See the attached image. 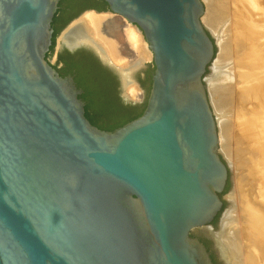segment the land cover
<instances>
[{
  "label": "water",
  "instance_id": "95a60500",
  "mask_svg": "<svg viewBox=\"0 0 264 264\" xmlns=\"http://www.w3.org/2000/svg\"><path fill=\"white\" fill-rule=\"evenodd\" d=\"M100 1L152 56L146 99L134 73L138 104L118 73L121 99L146 106L112 132L90 124L82 90L50 63L65 28L46 58L60 0H0V264H213L200 239L228 264L213 236L235 211L223 196L239 171L218 151L202 2Z\"/></svg>",
  "mask_w": 264,
  "mask_h": 264
},
{
  "label": "bare ground",
  "instance_id": "6f19581e",
  "mask_svg": "<svg viewBox=\"0 0 264 264\" xmlns=\"http://www.w3.org/2000/svg\"><path fill=\"white\" fill-rule=\"evenodd\" d=\"M203 1L207 6L202 22L213 34L220 32L221 35L218 42L219 53L212 61L213 69H220L223 65L227 68L222 75L207 83V93L217 97L215 102L219 111H229L230 106L235 103L245 113V116L232 123L228 122V117L220 119L222 153L235 171H239L235 191L228 197L229 204L239 207L241 211L232 212L225 217L221 233L213 237L215 243L224 251L227 261L234 264H257L258 258L264 262V203L259 202L255 195L256 187L262 185L260 172L264 169V83L260 82L261 87L247 89L240 87L236 80L235 69L245 67L242 64V55L247 45L243 44L246 42V35L238 28L241 25L240 19L246 14L245 0H239L237 8L233 10L230 8L231 0ZM230 20L235 27L232 37ZM119 23L124 42L122 47L128 57L133 59L129 58L128 69H120V74L126 95L139 99L141 95L130 81V69L135 66L139 55L145 52L146 45H143L141 36L133 25L110 14L88 12L66 30L61 42L69 48L81 43L91 44L100 52L104 61L120 63L127 55L121 53L118 46L121 43L117 42L119 39H113L112 36L110 39L102 32V28H105L113 34ZM234 226L236 229L232 230Z\"/></svg>",
  "mask_w": 264,
  "mask_h": 264
},
{
  "label": "trees",
  "instance_id": "16d2710c",
  "mask_svg": "<svg viewBox=\"0 0 264 264\" xmlns=\"http://www.w3.org/2000/svg\"><path fill=\"white\" fill-rule=\"evenodd\" d=\"M85 0H60L58 9L52 19L53 31L49 53L53 52L55 39L68 23L80 14L76 12L62 22L65 15L74 12L73 4ZM107 6L100 0H86ZM70 3V4H69ZM62 66L58 68V65ZM61 77L72 75L78 89L82 90L79 96L84 103L85 118L100 130L112 132L142 115L146 102L139 105L125 103L120 97V86L116 75L100 64L87 50L79 49L73 54L63 50L58 54L57 62L53 66ZM153 71L147 72L150 89V77ZM142 85H144L142 83ZM228 185L224 192H226Z\"/></svg>",
  "mask_w": 264,
  "mask_h": 264
},
{
  "label": "rangeland",
  "instance_id": "374dc122",
  "mask_svg": "<svg viewBox=\"0 0 264 264\" xmlns=\"http://www.w3.org/2000/svg\"><path fill=\"white\" fill-rule=\"evenodd\" d=\"M238 1L239 0L229 1L231 10L237 8V6L239 4ZM201 2H202V5L204 7V13H205L207 3L203 0H201ZM245 5H246V7L245 6L244 7L246 10V14L244 15V18L240 19L241 25L240 26L238 25V28L242 31V33H244L246 35V42L244 41L243 44L246 43L247 45H246V49L244 51V54L242 55L243 56V58H242L243 63L242 64H244L245 67H243V69L236 68L235 69V75H236V80H238L240 87L242 86V87H246L247 89H250V88H255V87H261L260 82L264 83V0H245ZM204 13H203L202 17L204 16ZM81 17L75 19L67 27H65V32H66V30H68L72 26V24H74ZM202 17H201V23L206 28V26L202 22ZM231 22L232 21L230 20V26H231V29H233V32L232 31L230 32V35L232 37L235 33V27L233 24L231 25ZM206 29L210 32V34L213 37V41L216 44L215 57H214V60H215L218 53H219L218 42L221 40V35H220V32L213 34L209 28H206ZM113 34H110V35H108L109 37L108 36L107 37L112 39V37L115 36V34H117V33H115L114 35ZM118 34L119 35H117V38L113 37V39H116V40L119 39V40H117V42L119 41L121 43L119 46L122 47L123 46L122 43H124V42H122L123 41L122 27L118 31ZM110 36H112V37H110ZM141 39H142V36H141ZM81 44H82L81 46H84V47H87L88 49H93L94 51H96L91 44H84V43H81ZM62 47H63V44L61 42V37H59L57 53ZM121 53L122 54L124 53V49H121ZM124 54L127 56L120 63H117L114 61H111L112 62L111 63L109 61L111 63V65L114 67V68L112 67L111 69L114 71V73L117 76H118V73L120 72V69L126 68V67L128 69V66L130 64L129 58H131V56L128 57V54L126 52ZM56 57L57 56H54V62H50L52 65L55 64ZM136 60H135V63H136L135 66L133 68H131L133 70H131L129 68L130 73H131L130 81L138 90L139 94L141 95V98L136 99V98L128 97L126 95V89H125L123 80L121 81V84H122V90H123L124 98L127 99L131 103L138 104L142 100V90L133 82L134 81V73L135 72H141L142 70H145L144 66H146V65H152V56H151V52L147 48V45L145 46V52L142 55H139V58ZM226 69L227 68L223 65L222 67H220V69L214 70L213 64H212V78L219 77L220 75L223 74V72ZM118 78H119V76H118ZM209 82L210 81L206 82V86H208L207 83H209ZM210 97H211V99H210ZM208 99H209V104H210V107H211V110L213 113V117H214L215 122H216V127H217V136L219 139L218 151H219L220 156L226 161V163L228 165H230V163L225 159V156L222 153V149L220 147L221 146L220 145L221 132L219 130H222L221 129L222 126L220 124V122L222 120H220V119H226V117H228L227 118L228 122L232 123L235 120H237L238 118L245 116V113H242V110H241L242 107L238 106L235 103H234L235 105L232 104L233 107H235V108H233L231 105L230 108L228 109L229 111H227V109H225V110L222 109L221 111H219V109H218L219 107H216L217 102H215L217 100V97H213V96L208 94ZM214 102H215V104H214ZM236 106H237V108H236ZM239 109H240V111H239ZM243 135H245V134H243ZM263 147H264V145H263ZM233 171H235V169ZM260 178L262 181V185H259L258 187H256L255 195H256V198L259 202L264 203V169L260 172ZM231 194L232 193L223 196L225 204H229L228 197ZM250 208L252 209V206H250ZM236 211L240 212L241 210L239 209V207H236L235 211H233V212H236ZM235 229H236L235 226L232 227V230H235ZM256 261H257V264H264V262H261L259 260V258L256 259ZM228 264H234V263L229 260Z\"/></svg>",
  "mask_w": 264,
  "mask_h": 264
},
{
  "label": "flooded vegetation",
  "instance_id": "af4514ba",
  "mask_svg": "<svg viewBox=\"0 0 264 264\" xmlns=\"http://www.w3.org/2000/svg\"><path fill=\"white\" fill-rule=\"evenodd\" d=\"M73 2H74V0H73ZM70 4V3H69ZM74 6H76V9L74 10V12H71V13H69V14H67V15H65L64 17H63V19H62V22L65 20V19H67V18H69L71 15H73V14H75L76 12H79L80 11V14L78 15V16H76L75 18H73L69 23H71L72 21H74L77 17H79L81 14H83V13H85L86 11H96V12H102V13H109V10H108V8H107V6L105 7V6H103L102 4H99V3H96V2H94V1H79L78 3H76V4H73ZM110 15H112V14H110ZM114 17H117V16H115V15H113ZM69 23H68V25H69ZM120 27H121V25H120V23L117 25V27L115 28V30H114V34L115 33H117V34H115V36H113V37H117V35H118V31L120 30ZM105 29V28H104ZM105 30H107V29H105ZM108 31V30H107ZM109 33V32H108ZM110 34V33H109ZM119 46V45H118ZM120 47V50H121V46H119ZM124 47V46H123ZM123 47H122V49H123ZM71 48V49H70ZM67 47V46H65V45H63V47L58 51V53H57V57H58V54L60 53V52H62L63 50H66V51H68V53L69 54H73L75 51H77V50H79V49H84V50H87L88 52H90L99 62H100V64L102 65V66H104L105 68H107L108 70H110L114 75H116L115 73H114V71L111 69V68H109V67H107L106 65H104L102 62H101V60L93 53V51L91 50V49H88L87 47H84V46H73V47ZM124 53H125V50H124ZM50 56H51V54L50 55H48L47 56V59H49L50 58ZM57 57H56V61H55V63L57 62ZM55 65V64H54ZM53 65V66H54ZM62 65L61 64H59L58 65V68H60ZM147 72H148V70L146 69V70H142L141 71V75H136L135 76V80H136V82L140 85V87L142 88V89H144V91H145V99H146V96H147V89H148V87H149V81H148V76H147ZM67 76H72V75H65L64 77H67ZM117 76V75H116ZM117 78H118V76H117ZM118 81H119V78H118ZM142 83L144 84V85H142ZM119 86H120V84H119ZM145 99H144V101H143V103L145 102ZM142 103V104H143ZM228 181H229V179H228ZM228 181H227V183H226V185H228ZM226 188V187H225ZM225 193V192H224ZM224 193H223V195H224ZM222 195V196H223ZM224 206H225V201H223V207H222V211H223V209H224ZM220 215V214H219ZM219 215L212 221V223H211V226H212V228H213V230L215 229V227H216V221H217V219H218V217H219ZM200 241L203 243V245L205 246V248H206V250H207V252H209V256H210V258H211V260H212V262H213V264H221V263H219V261L217 260V257H216V255L214 254V252L212 251V249H211V243L209 242V241H207V240H205V239H200Z\"/></svg>",
  "mask_w": 264,
  "mask_h": 264
}]
</instances>
